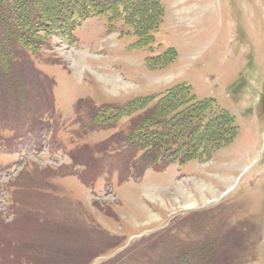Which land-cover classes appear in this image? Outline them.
Segmentation results:
<instances>
[{
  "label": "rangeland",
  "instance_id": "obj_1",
  "mask_svg": "<svg viewBox=\"0 0 264 264\" xmlns=\"http://www.w3.org/2000/svg\"><path fill=\"white\" fill-rule=\"evenodd\" d=\"M161 1L166 16L150 47H138L122 20L110 30L99 16L74 41L54 37L32 56L51 80L41 78L47 96L23 65L25 103L11 98L0 114V264H264V0ZM170 48L173 59L149 65ZM176 83L212 99L211 111L230 112L235 139L121 184L122 163L107 158L84 183L69 152L116 131L80 138L92 106Z\"/></svg>",
  "mask_w": 264,
  "mask_h": 264
},
{
  "label": "trees",
  "instance_id": "obj_2",
  "mask_svg": "<svg viewBox=\"0 0 264 264\" xmlns=\"http://www.w3.org/2000/svg\"><path fill=\"white\" fill-rule=\"evenodd\" d=\"M93 16L107 19L110 30L115 28V21L122 20L128 34L138 38V47H150L166 8L161 0H0V114L11 106V98L25 103L23 65L27 62L31 63L32 75L39 78V95L49 94L41 78L49 83L51 80L33 67L32 56L49 49L54 37L74 41L77 28ZM176 54L170 48L157 57H147V62L156 67ZM213 103L212 99L199 100L187 83H176L160 95L94 104L86 114L88 122H83L80 138L98 128L116 131L98 143L74 147L69 152L71 164L84 183L91 185L107 158L119 159L121 184L142 178L149 168L162 171L173 163L183 165L208 158L239 133L234 116L225 110L211 111ZM124 118H129L126 127L117 128ZM40 126L44 129L47 125ZM5 247L1 242L0 251Z\"/></svg>",
  "mask_w": 264,
  "mask_h": 264
}]
</instances>
